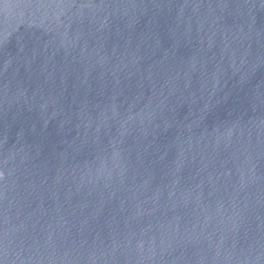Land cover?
Instances as JSON below:
<instances>
[{
	"label": "water",
	"instance_id": "water-1",
	"mask_svg": "<svg viewBox=\"0 0 264 264\" xmlns=\"http://www.w3.org/2000/svg\"><path fill=\"white\" fill-rule=\"evenodd\" d=\"M0 264H264V0H0Z\"/></svg>",
	"mask_w": 264,
	"mask_h": 264
}]
</instances>
